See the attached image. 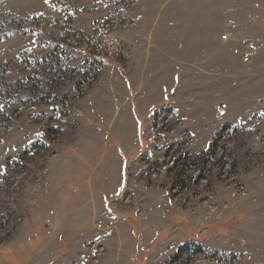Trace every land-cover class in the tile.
Instances as JSON below:
<instances>
[{"label":"rangeland","instance_id":"rangeland-1","mask_svg":"<svg viewBox=\"0 0 264 264\" xmlns=\"http://www.w3.org/2000/svg\"><path fill=\"white\" fill-rule=\"evenodd\" d=\"M6 17L31 27L0 30V264H264V0H0ZM136 99H161L145 148Z\"/></svg>","mask_w":264,"mask_h":264},{"label":"trees","instance_id":"trees-1","mask_svg":"<svg viewBox=\"0 0 264 264\" xmlns=\"http://www.w3.org/2000/svg\"><path fill=\"white\" fill-rule=\"evenodd\" d=\"M26 27H31V25H27V26H22L20 24V22H10L9 18L6 17L3 21H2V26L0 28L1 32L5 35L9 30L11 29H19V28H26ZM38 31V34L42 37L43 41H45L46 43H50V42H53L57 47L61 48L66 54L68 55H80V54H85L87 57L88 56H91V57H94V59L96 60H100V61H109L108 60V57L107 56H93V54L83 50L82 48L76 46V45H72V44H69L67 42H62V41H59V40H55L54 38L52 37H49L47 35H45L40 29L37 30ZM121 67V65L119 66ZM0 97H2V90H0ZM66 104V107L68 108V113H72V112H75V113H82V111L74 104L70 103L69 100H67L66 98H64L63 100ZM158 107H153L152 109L155 111ZM67 113V112H66ZM139 119L141 120L140 122V140H141V143L143 145V148H145V143L143 144V139H142V134H143V130H144V126L145 124L143 125L142 124V117L137 113ZM144 123V122H143ZM234 127H236L235 124H226L224 125L216 134L215 138H214V141L212 143V145L210 146V150L206 151V153H212L213 151H215V149L217 148L218 146V141L221 137L224 136L225 132L229 129H233ZM38 137L44 141H48L50 140V138L48 136H45L43 134H38ZM144 149H141V151H143ZM142 153V152H141ZM124 156V183L126 182V177H127V173H128V170H129V166L132 162V160L136 157V153H132L130 152V154H123ZM126 217V216H125ZM135 233L137 234V236L139 237V230H138V226L136 225L135 226Z\"/></svg>","mask_w":264,"mask_h":264},{"label":"crops","instance_id":"crops-1","mask_svg":"<svg viewBox=\"0 0 264 264\" xmlns=\"http://www.w3.org/2000/svg\"><path fill=\"white\" fill-rule=\"evenodd\" d=\"M171 90V89H170ZM164 97H166V95L164 96ZM164 99V98H163ZM161 99H159V100H156V101H153V102H151V103H149V105L146 107V105L143 103V105H141V103L136 99V102H134L135 103V105H133V107L136 109V111L138 112V114H141V112H140V110L141 109H147V110H151L159 101H160ZM138 101V102H137ZM142 102V101H141ZM140 109V110H139ZM176 111V110H175ZM144 114H146V112L144 113ZM188 118V117H187ZM184 120V119H183ZM188 120V119H187ZM193 133V132H192ZM123 166H124V164H123ZM123 172H124V169H123Z\"/></svg>","mask_w":264,"mask_h":264}]
</instances>
